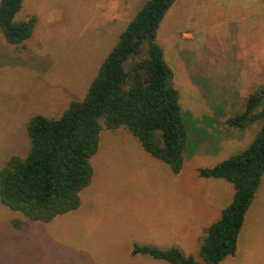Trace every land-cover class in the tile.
<instances>
[{
  "label": "rangeland",
  "instance_id": "374dc122",
  "mask_svg": "<svg viewBox=\"0 0 264 264\" xmlns=\"http://www.w3.org/2000/svg\"><path fill=\"white\" fill-rule=\"evenodd\" d=\"M146 1L22 0L14 20L37 21L22 48L0 34V169L10 156L26 155L33 115L58 117L84 97ZM155 42L173 71L170 84L188 131L180 171L148 154L128 130L103 127L76 210L27 222L0 202V264H170L133 254L134 246H176L198 258L194 236L233 197L231 183L198 170L245 149L262 124L235 129L226 120L264 84V0H176ZM146 50L143 43L139 57ZM219 264H264V173L235 252Z\"/></svg>",
  "mask_w": 264,
  "mask_h": 264
},
{
  "label": "trees",
  "instance_id": "16d2710c",
  "mask_svg": "<svg viewBox=\"0 0 264 264\" xmlns=\"http://www.w3.org/2000/svg\"><path fill=\"white\" fill-rule=\"evenodd\" d=\"M175 1L147 0L120 32L84 97L71 101L58 117L36 114L27 121L26 155L10 156L0 169L3 205L27 220L43 222L76 210L80 192L92 178L89 160L98 149L103 127L128 130L148 154L165 162L172 172L180 171L188 131L178 92L170 84L173 71L155 42L160 23ZM21 3L0 0V34L16 48L31 37L37 21L34 15L14 20ZM143 43L147 52L139 57ZM257 120L262 124L245 149L198 170L201 177L222 178L233 186L231 202L204 229L198 258L176 246H134L133 254H148L170 264H219L234 254L238 231L264 173V84L249 94L243 110L226 123L243 129Z\"/></svg>",
  "mask_w": 264,
  "mask_h": 264
},
{
  "label": "crops",
  "instance_id": "0c3cea01",
  "mask_svg": "<svg viewBox=\"0 0 264 264\" xmlns=\"http://www.w3.org/2000/svg\"><path fill=\"white\" fill-rule=\"evenodd\" d=\"M263 175V174H262ZM262 178V177H261ZM261 182V181H260ZM258 189V188H257ZM257 191V190H256ZM256 193V192H255ZM255 196V195H254ZM69 213V212H68ZM23 216V215H22ZM27 220V219H25ZM28 222V220H27ZM12 224V223H11ZM26 226L30 227L31 224H40V223H24ZM13 225V224H12ZM210 225V224H209ZM11 226V225H10ZM14 226V225H13ZM207 226H205L204 228L201 229L200 233H197L195 236H194V241H196L197 239L200 240V238L202 237V235L204 234V229L206 228ZM200 235V236H199ZM188 238V236H187ZM187 241V239H186Z\"/></svg>",
  "mask_w": 264,
  "mask_h": 264
}]
</instances>
